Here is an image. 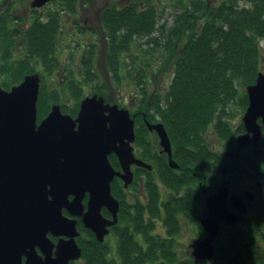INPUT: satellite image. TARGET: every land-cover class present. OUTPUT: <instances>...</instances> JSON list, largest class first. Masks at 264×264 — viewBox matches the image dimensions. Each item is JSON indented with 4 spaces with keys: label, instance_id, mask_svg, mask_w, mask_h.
<instances>
[{
    "label": "trees",
    "instance_id": "obj_1",
    "mask_svg": "<svg viewBox=\"0 0 264 264\" xmlns=\"http://www.w3.org/2000/svg\"><path fill=\"white\" fill-rule=\"evenodd\" d=\"M16 1L0 0V79L9 77V82L1 83L8 91L28 74L52 76L59 70L64 31L61 14L75 15L79 8L78 0H59L58 9L36 14L28 26L18 27L14 24L23 23L26 18L13 13ZM136 2L122 10L115 8L111 14L104 12L108 39L104 65L118 85H123L122 80L127 78L122 76L123 71L129 74V82L137 84L139 110L162 118L173 145V160L180 168L172 169L165 156L154 161L155 175L168 189L166 194L157 185L155 175L139 168L137 175L146 174L145 197H137L134 203L126 199L120 182L113 184V196L121 205L116 253H111L110 245L95 240L92 231L81 226L83 256L80 263L72 264H197L193 259L180 260L176 245L182 221L198 224L199 214H206L203 190L213 192L222 179L220 171L228 166L233 182L241 177L242 169L256 168L264 173V165L259 166L254 160L259 153L255 155L252 148L241 149L237 158H224L221 149H213L220 143L214 145L208 139L212 129L218 141L224 142L223 151L236 153L234 139L245 133L242 123L231 127L226 109L241 101L246 109L249 99L247 94L240 97L239 86L254 85L258 75L264 73V0H221L218 6L206 0H189L181 8L178 4L170 27L154 5L156 0ZM33 12L28 15L30 18ZM139 40L144 43H138ZM92 45L81 60L79 76H83L84 82L69 73L63 88H54L46 95V88L41 85L39 119L49 113L51 104H59L64 112L77 113L84 83L100 79L96 74V45ZM135 49L140 56H133ZM160 49L166 59L165 67L172 68L170 84L163 95L149 92L147 75L141 67ZM137 60L142 63L134 67ZM96 93L107 96L104 87ZM70 97L77 102L73 111L65 104ZM144 148L148 157L153 148ZM111 163L120 168L116 158ZM255 206L259 207L254 230L260 236L246 242V232L238 229L230 237L231 244L215 246L212 264H264V195ZM200 232L201 237L205 235L203 230Z\"/></svg>",
    "mask_w": 264,
    "mask_h": 264
},
{
    "label": "water",
    "instance_id": "obj_2",
    "mask_svg": "<svg viewBox=\"0 0 264 264\" xmlns=\"http://www.w3.org/2000/svg\"><path fill=\"white\" fill-rule=\"evenodd\" d=\"M55 0H34L33 8H42ZM247 86L249 105L243 116L245 133L238 135L237 153L253 147L262 152L264 142V73ZM40 73L28 74L9 91L0 87V264H72L79 262L83 250L77 244L81 235L77 218L97 241L105 242L110 227L119 222L120 201L113 196L112 183L117 177L124 187L134 182L133 166L153 170V166L134 155L135 125L129 110L105 103L103 96H88L81 102L77 118L62 112L58 104L39 122ZM156 130L170 167L172 143L163 124L150 125ZM119 158L121 170L110 162ZM223 176L228 169L221 171ZM231 181H224L217 192L205 199L207 215L200 217L207 237L191 243V255L199 261H211L214 241L222 222L229 227L241 218L229 210L246 214L248 207L241 196L230 195ZM207 195V191H205ZM88 194V203L84 201ZM72 197V199H70ZM248 201L255 194L246 191ZM109 210L112 219L102 211ZM68 210L69 216L64 215ZM49 234L59 237L57 245ZM37 248L42 252L38 253ZM23 258L26 261L23 263Z\"/></svg>",
    "mask_w": 264,
    "mask_h": 264
},
{
    "label": "rangeland",
    "instance_id": "obj_3",
    "mask_svg": "<svg viewBox=\"0 0 264 264\" xmlns=\"http://www.w3.org/2000/svg\"><path fill=\"white\" fill-rule=\"evenodd\" d=\"M34 0H18L16 2L15 5V9H13V13H16L20 16H24L26 18V20L23 23L20 24H14V26H18V27H26L28 26L30 23L33 22L34 20V16L36 14H46L48 11L50 10H56L58 9L59 6V0H55L54 2H52L51 4L47 5V7L43 10L41 9H37L38 11L33 12V15L31 16V18L28 16L33 8L31 7V4ZM79 1V0H78ZM92 0H80V2H82V4L86 5L87 2H91ZM94 1V0H93ZM214 3H216V5L213 6H218L221 0H210ZM218 1V2H217ZM189 0H156V2L154 3V5L157 6L158 10L161 12V16H163V21H169L168 25L170 27V25H172V23H174V18H173V12L176 11V8L179 5V8H181L182 4L186 5V3L188 4ZM207 2L209 3V0H207ZM212 4V3H211ZM92 6H87L85 9H80V11H83V15L81 17L82 18V22L84 23V25L88 24L90 25L92 28L90 31H88L87 33H84V35H75V31L72 30L73 26L72 25V21L79 19L80 20V16H73L71 18V20L68 19V16L66 19H64L63 21V26H64V31L62 34V42H61V46H62V52L59 54V57H61V66L59 68V70L57 72L54 73V75L52 76H48V74H42L41 78H42V84L44 85V88H46V94H48L50 92V90L52 89H59L63 88V83L67 82V77L69 76V73L72 74L73 77H75L76 79H78V81H82L84 82V78L83 76H79L81 73V60L83 57V54L85 51L92 49L93 45H96V53H95V58H96V74L99 75L100 79L98 80V82L96 83H84V90L82 91V99L84 98V96H91L92 94L96 93L97 91H100L101 88H105L106 89V95L111 99L110 103L115 102L114 104L120 106V108H125L128 109L131 107H135L137 108L136 110H139V106H137V94H138V86L137 84L133 83V81L129 82V74L126 71H123L121 74L123 77H127L126 80H122L123 81V85H118L114 80L111 79L112 75L108 74L106 67H105V62H106V57H107V44L103 43L102 41V35L99 32H94L95 30V21L92 23L91 21V16H93L92 11H95L94 9H91ZM41 11V12H40ZM79 11V8H78ZM77 11V12H78ZM64 12H62L61 16L65 17ZM28 20V22H27ZM76 29V28H75ZM94 29V30H93ZM92 33V34H89ZM138 43H144L143 40H139ZM91 45V46H90ZM90 46V47H89ZM261 47H263V53H262V60L264 62V41H262L261 43ZM156 54L153 56L151 55V61H146V63H143L144 66H141L142 69L144 70L143 72L146 73L147 78H146V83H147V88L149 90V92L151 93H156L159 95H163L165 94L164 92H166L167 90V86L170 84V78H171V71L172 68L170 66H168V68L165 67V56H164V52H162V49L155 51ZM133 56H140L139 53H137L136 49L133 51ZM142 59V58H141ZM140 59V60H141ZM131 58L128 59V63H131ZM140 60H137L134 62V67L139 66L142 61L140 62ZM164 63H163V62ZM140 67V68H141ZM145 67V68H143ZM161 70L162 71L161 73ZM9 77L3 76L0 79V85L2 82H9L10 80L8 79ZM9 80V81H8ZM242 88H240V97L245 96L247 94V88L246 86H241ZM138 89V90H137ZM108 98V99H109ZM237 101L240 102V98H237ZM65 104L67 106V108H69V111L73 110L75 108V106L77 105V102H75V99L70 97V100L65 101ZM244 105L241 101V103L235 102V104L230 105L226 110V120L229 121L231 127L236 128V126H239L242 122H243V116L246 112V109H244ZM67 114L69 116H72V114L70 113H64ZM39 119V116H38ZM40 120V119H39ZM147 134V133H146ZM209 142H211L212 144H216V143H220L219 146L217 147H213L214 151H221V154H223L225 151H223V146H224V142L223 141H218L217 136L214 134V131H212V129H210V136L208 137ZM150 142H147V141ZM153 140L154 137H151L148 135L147 138L142 142L143 148L145 150L144 147H149L150 149L147 150H151L152 152L151 154L153 155V161L156 162L157 159V155H158V150H159V145L158 143V138L157 136L155 137L156 140V145H153ZM152 142V143H151ZM142 147V146H141ZM156 147V148H155ZM261 149H262V153L258 155L257 158H255L254 160L256 161V163L261 166L264 165V143H262L261 145ZM227 152H225L224 154H226ZM139 154H141V151L139 152ZM150 154V153H149ZM150 157V155L148 156ZM147 157V158H148ZM155 157V158H154ZM159 161V160H158ZM229 167V166H228ZM246 169H242V180L243 182H241V177L238 176L233 185L231 186L230 192H234V191H239V189L242 187L243 189H247L248 187L247 185H249L251 183V179H249L250 175L249 173H245ZM153 175L156 174V168L155 166L153 167V170L150 172ZM139 176V175H138ZM156 176V175H155ZM237 176V175H236ZM257 176V174H256ZM157 178V176H156ZM250 182V183H249ZM256 182V181H255ZM241 184V186H240ZM136 190H138V186L135 187ZM164 190V193L166 194L168 192V189L162 188ZM133 190V193H136L137 191ZM200 216V214H199ZM255 216V212H251L248 220L249 222H253V218ZM243 229H242V228ZM241 227L231 230L230 232H227L228 234H225V237H231L232 234H235L236 231L239 230H245L246 226L244 224L241 225ZM199 226L196 224V221L194 222H189L187 221H182V228L180 231L179 236L177 237V251H178V256H180V260H191L193 259L191 252L192 249L190 248V244L192 241H194L195 239H198L201 237V232H199ZM109 238H113L114 240H116V238H114L113 236L108 237ZM115 243V241H111L110 243ZM219 244H221L219 242ZM115 246L113 245V247L111 249H113V251ZM198 264H210V263H198Z\"/></svg>",
    "mask_w": 264,
    "mask_h": 264
},
{
    "label": "flooded vegetation",
    "instance_id": "obj_4",
    "mask_svg": "<svg viewBox=\"0 0 264 264\" xmlns=\"http://www.w3.org/2000/svg\"><path fill=\"white\" fill-rule=\"evenodd\" d=\"M137 0H92L91 2H87V4H88V6H92V10L94 9L95 11H92V14H93V16H91V21H92V23L95 21V32H99L101 35H102V41H103V43H105V44H107V41H108V39H107V36H106V32L107 31H105V20H104V18L106 17L105 15L106 14H104V12L105 11H107L108 10V14H111L112 13V11H114V9L115 8H117L118 10H122L123 8H125V7H127V5H131V4H136L137 2H136ZM207 1V0H206ZM218 2V1H217ZM212 3V4H211ZM49 4H51V3H48V4H46L45 5V7H43V8H33L32 6V8H33V10L32 11H34L35 12V10H37V9H41V10H43V9H45L46 7H47V5H49ZM209 4H211V5H216V3H214V2H212V1H210L209 0ZM32 5V4H31ZM78 5H79V11L75 14V15H72V14H65V17H64V19H66L67 18V16H68V19L69 20H71V18L73 17V16H80V20L79 19H77V20H74V21H72V25H74L73 26V28H72V30H74L75 31V35H78V34H80V35H84V33H87L88 31H90L91 30V26L90 25H84V23L82 22V18L83 17H81L82 15H83V11L81 10L80 11V9H85L86 8V5H84V4H82V2H80V0L78 1ZM38 11V10H37ZM41 12V11H40ZM76 28V29H75ZM107 46H108V44H107ZM0 87H2V85H0ZM2 89H4L3 87H2ZM5 90V89H4ZM98 95V96H103L102 94L101 95H99L98 93H94V94H92V95ZM91 95V96H92ZM90 96V97H91ZM86 97H88V96H84V98L82 99V100H84ZM104 98H105V103L106 104H109L110 106H112V105H116V104H114L115 102H112V103H110L111 101V99L108 97V96H103ZM109 98V99H108ZM82 100H81V102H82ZM81 102H80V104H79V107H80V105H81ZM139 101H137V106H139ZM52 105H54V104H51V106H50V111H49V113L51 112V110H52ZM59 105V104H58ZM61 107V106H60ZM76 108V107H75ZM74 108V109H75ZM119 108H120V106H119ZM123 108V107H122ZM122 108H120V109H122ZM139 108V107H138ZM73 109V110H74ZM80 109H81V107L77 110V113L74 115L73 113H70V114H72V116H70V117H73V118H77V115H78V113H79V111H80ZM125 109V108H124ZM137 108H135L134 106L133 107H131V108H129V112H130V115L132 116V118H134V125H135V135H136V139H135V141H134V155H136V157H138V158H140V159H142L145 163H147V164H150V165H152L153 167L155 166L154 165V161H152V159L153 158H151V157H153V155L150 153L149 155H150V157H145V152H146V150H144V149H142L143 148V145H142V142H143V140H144V137H145V139L147 138V136L149 135L150 136V138L151 137H154V140H153V145H156V147H157V144L159 145V150H158V157H157V159L159 160V161H161V157H166L167 158V162H169V156H168V154H165V153H163V149H162V147H161V144H160V138H159V136H158V134H157V132H156V130H154V131H151L150 130V125H154V124H163V125H165V123H162V118L161 117H159V116H157L156 115V117L154 118V117H152V114H151V112L149 113V114H147L146 113V111H140V110H136ZM73 110H71V111H73ZM128 110V109H127ZM62 112L63 113H68V112H64L63 111V108H62ZM49 113H47V115L46 116H48V114ZM67 115V114H66ZM46 116H44L43 118H41L40 120H39V122L38 123H41V121L46 117ZM149 118L153 121V122H151L150 120H149ZM143 123V124H142ZM143 126V127H142ZM166 126V125H165ZM166 128V127H165ZM166 130H167V128H166ZM147 133V134H146ZM157 136V138H158V143L156 144V140H155V137ZM147 142H150L149 140L147 141ZM262 143H264L263 141L261 142V145H262ZM142 146V147H141ZM252 148V150H253V147H251ZM141 151V154H139V152ZM172 154H173V157L175 156L174 155V149L172 150ZM229 155V154H228ZM230 157L232 156V155H229ZM110 157V161H111V159L112 160H115V158L117 159V161H118V165H119V158H118V156H116L115 154H113V155H111V156H109ZM222 157H224V158H226V155L225 154H222ZM155 158V157H154ZM156 159V160H157ZM170 165V164H169ZM114 167V166H113ZM119 167H120V165H119ZM116 168V167H115ZM140 167H138V166H133V172H134V176H135V178H134V182L129 186V188H126L125 189V187H124V182H123V180L120 178V177H117L116 178V180L112 183V185L113 184H115L116 182H120L121 183V186L122 187H124V190H125V197H126V199L130 202V203H134L135 202V200H136V198L137 197H139L141 200H143L144 199V192H143V190H144V182H145V180H146V174L144 173V174H142V175H140V176H138L137 175V170L139 169ZM140 169H142V170H144V171H147V172H151L150 170H148V169H143V168H140ZM256 169V168H255ZM252 170V169H250V168H248V169H246V171H245V173L247 172V173H249V175H250V177H249V179H251V183L249 184V185H247V187H248V191H252L254 194H255V199H254V201L252 202V201H248L247 199H246V197H245V192L247 191V189H243L242 187L239 189V191H234V192H231V194L230 195H238V196H241V198H242V200L244 201V203L247 205V207H248V213H246V214H241V216H240V213L239 212H237V211H235L234 209H233V205H232V202H230V199H229V210L230 211H232V212H235L236 214H238V216H240V218H241V223L240 224H238L237 226H234V227H229L226 223H224V222H222V228H221V231H220V236L216 239V241L214 242V244H215V246L216 245H218V243L220 242H222V243H225V244H231L232 243V241L230 240L231 238L228 236V237H225L224 235L225 234H223L222 232H230L231 230H234V229H236V228H240L241 227V225L242 224H244L246 227V229L245 230H243L244 232H246V238H245V241L247 242V241H251L252 239H254L255 238V236H260V233H258L257 231H255L254 230V223H255V217H257L256 216V209L259 207V206H255V204H256V202H257V199H259L260 197H262L263 195H264V173L261 171V170H259V171H256V170ZM116 170H121V167L120 168H116ZM256 174H257V176H256ZM243 177V176H242ZM242 180H244V179H241V182H243ZM224 181H231L230 182V185H229V191H230V189H231V186L233 185V181H232V178H230L228 175H226V176H223L222 175V179L221 180H218L217 181V184L214 186V188H215V190L213 191V192H211V193H207V195H206V193H205V199L207 198V197H209V195H213V194H215L216 192H217V190H218V188H219V186L220 185H222L223 183H224ZM256 181V182H255ZM156 183H157V185H159L161 188H165V186L161 183V180L157 177V181H156ZM138 186V190H136L137 192L136 193H133L132 191L133 190H135V187H137ZM240 186H241V184H240ZM112 187V186H111ZM112 189H113V187H112ZM70 199H72V197H70ZM205 199H204V201H203V203H204V205H203V207H204V209H205V213L206 214H202V215H207V209H206V203H205ZM120 201V200H119ZM87 203H88V194L86 195V197H85V201H84V206H85V208H86V206H87ZM121 206V205H120ZM120 211H121V209H120ZM251 212H255V216H254V218L252 219L253 220V222L251 221V222H249V220H248V217H249V215H250V213ZM102 214H103V216L107 219H112V215H111V213L109 212V210H108V208L106 209H103V211H102ZM64 215L66 216H69L70 217V215H69V212H68V210H64ZM120 217V212H119V215H118V218ZM199 218V217H198ZM77 220H78V223H77V229L79 230V232H80V236L76 239L77 240V244H79V246L81 247V241H80V238H82L83 237V234H84V232H83V230H82V228L84 229V230H86L85 229V227H84V225H83V220H81L80 218H77ZM119 222H120V218H119ZM119 222H118V224L116 225V226H113V227H110L109 229H110V233L108 234V236L107 237H105V242H104V244L105 243H107L108 245H110V247H112L113 245H116V243H117V241H118V238H117V234H116V231H117V227H118V225H119ZM200 224V223H199ZM197 224L198 226H199V232L200 231H202L203 230V232H204V236H202L201 238H205L208 234H206V232H205V229H204V227H203V225L202 224ZM81 226H82V228H81ZM242 228V227H241ZM243 229V228H242ZM94 235V234H93ZM110 236H113L114 238H116V240H114L113 238H109L108 239V237H110ZM49 237H50V239H51V241L52 242H54V244L55 245H57V243L59 242L58 240L60 239L59 237H54L52 234H49ZM201 238H199V239H201ZM94 239H96V237H95V235H94ZM110 240L111 241H115V243L113 244L112 242L110 243ZM82 248V247H81ZM37 251H38V253H40L41 255H42V252L39 250V248H37ZM193 260L196 262V260L193 258ZM26 261V258H23V263ZM81 261L79 260V262H75V263H80Z\"/></svg>",
    "mask_w": 264,
    "mask_h": 264
},
{
    "label": "bare ground",
    "instance_id": "obj_5",
    "mask_svg": "<svg viewBox=\"0 0 264 264\" xmlns=\"http://www.w3.org/2000/svg\"><path fill=\"white\" fill-rule=\"evenodd\" d=\"M53 2H54V1H53ZM50 3H52V2H50ZM47 4H48V3H47ZM45 5H46V4H45ZM44 7H45V6H44ZM42 8H43V7H42ZM164 126H165V125H164ZM166 131H167V130H166ZM240 135H241V134H240ZM236 138H237V137H236ZM234 140H235V142L237 143V140H236V139H234ZM248 148H251V146H249ZM248 148H247V149H248ZM247 149H246V150H247ZM237 151H238V150H237ZM240 151H241V150H240ZM224 153H225V152H224ZM224 153H223V154H224ZM229 153H230V152H228V153L225 154V155H226V158H227V157H230V156L228 155ZM236 153H237V152H236ZM239 153H240V152H239ZM254 154H255V153H254ZM110 162H111V161H110ZM111 164H112V163H111ZM179 168H180V167H179ZM179 168H178V169H179ZM223 169H225V168H223ZM223 169H222V170H223ZM226 169H228V174H229V172H230V171H229V167L226 168ZM222 170H221V171H222ZM221 171H220V172H221ZM228 174H227V175H228ZM229 192H230V191H229ZM230 194H231V192H230ZM241 214H242V213H240V216H241ZM237 215H238V214H237ZM204 216H206V215H202V214H201V215L199 216V218H198V224H199V219H200V217H204ZM219 236H220V235H219ZM219 236H218V237H219ZM206 237H207V236H206ZM218 237H217V238H218ZM217 238H216V239H217ZM201 239H203V238H201ZM201 239L198 238V239H195V240H201ZM95 240H97V239H95ZM215 241H216V240H215ZM215 241H214V242H215ZM192 242H193V241H192ZM192 242H191V243H192ZM103 244H104V243H103ZM213 244H214V243H213ZM221 244H222V242H221ZM221 244H220V245H221ZM190 245H191V244H190ZM114 246H115V248H114L115 250H114V251H113V249L111 250V253H113V254L116 253V250H117V249H116V247H117V243H116V245H114ZM216 246H217V245H216ZM112 247H113V246H112ZM112 247H111V248H112ZM214 254H215V244H214ZM215 255H216V254H215ZM214 258H215V256H214ZM214 258H213V259H214ZM213 259H212V260H213ZM212 260H211V261H206V262L202 261V262H203V263H210V264H212ZM202 262H201V261H199V262L196 261L197 264H198V263H202Z\"/></svg>",
    "mask_w": 264,
    "mask_h": 264
}]
</instances>
